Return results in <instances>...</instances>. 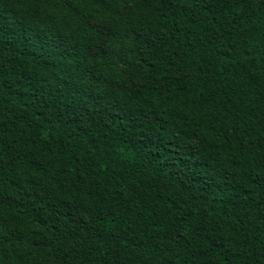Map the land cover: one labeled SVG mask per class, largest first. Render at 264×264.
<instances>
[{
  "label": "trees",
  "instance_id": "16d2710c",
  "mask_svg": "<svg viewBox=\"0 0 264 264\" xmlns=\"http://www.w3.org/2000/svg\"><path fill=\"white\" fill-rule=\"evenodd\" d=\"M0 264H264V0H0Z\"/></svg>",
  "mask_w": 264,
  "mask_h": 264
}]
</instances>
